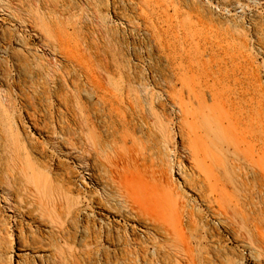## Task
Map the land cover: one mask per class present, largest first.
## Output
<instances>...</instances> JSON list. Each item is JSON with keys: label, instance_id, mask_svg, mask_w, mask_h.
Listing matches in <instances>:
<instances>
[{"label": "rangeland", "instance_id": "obj_1", "mask_svg": "<svg viewBox=\"0 0 264 264\" xmlns=\"http://www.w3.org/2000/svg\"><path fill=\"white\" fill-rule=\"evenodd\" d=\"M0 264H264V0H0Z\"/></svg>", "mask_w": 264, "mask_h": 264}, {"label": "bare ground", "instance_id": "obj_2", "mask_svg": "<svg viewBox=\"0 0 264 264\" xmlns=\"http://www.w3.org/2000/svg\"><path fill=\"white\" fill-rule=\"evenodd\" d=\"M214 109L215 108L213 107V105H202L200 127L204 131V137H200V141L202 142L203 146H206L209 149L211 159L219 160L221 162L220 157L217 159L214 151L211 150H215L216 152L221 154L220 147H222L223 145L231 146L233 148V152L235 153L239 152L240 149L236 136L232 133H230V135L228 134L227 129L224 128L221 123L219 117L220 115H215ZM88 140L92 147L93 139L90 134H88ZM190 145L191 150L194 151L195 140H193V143ZM102 153L103 155L107 156V152L102 151ZM23 175L26 179V183L29 186L33 187V196L37 199L41 210H44L45 202H47L48 198L50 197L48 185L43 179L37 178L33 173L31 175Z\"/></svg>", "mask_w": 264, "mask_h": 264}, {"label": "built area", "instance_id": "obj_3", "mask_svg": "<svg viewBox=\"0 0 264 264\" xmlns=\"http://www.w3.org/2000/svg\"><path fill=\"white\" fill-rule=\"evenodd\" d=\"M204 3H206L207 5H209V3H212V0H202ZM212 8L218 12V13H221L223 15H227L229 13V8H222V7H219L218 5H212ZM80 178H81V181L78 183V187L82 188L83 187V183H84V179L85 177L81 174L80 175Z\"/></svg>", "mask_w": 264, "mask_h": 264}]
</instances>
